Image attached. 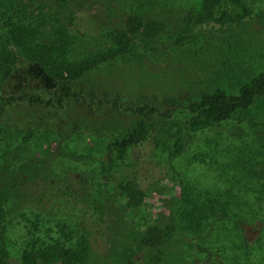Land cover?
<instances>
[{"label": "rangeland", "instance_id": "374dc122", "mask_svg": "<svg viewBox=\"0 0 264 264\" xmlns=\"http://www.w3.org/2000/svg\"><path fill=\"white\" fill-rule=\"evenodd\" d=\"M45 1L52 8L48 20L59 25L54 13L60 0ZM70 1L79 6L61 37L70 38L72 58L108 46L109 31L124 27L131 15L165 27L151 47L137 42L136 56L75 81L74 87L89 91L91 106L80 99L63 109L16 103L0 116V244L14 260L59 241L89 243L92 264H121L126 257L133 264H264V96L237 111L242 118L200 130L189 128L178 109L218 85L234 94L264 70V0L247 1L248 29L238 26V38L222 33L203 48L189 44L168 53L183 33H221L238 23L200 22L202 0ZM219 10L218 17L221 11L240 17L229 3ZM0 35H8L1 19ZM53 38L58 36L50 31L41 37ZM14 48L18 61L0 82L1 93L59 88L39 63ZM102 96L158 107L144 141L124 160L109 156V132L124 131L136 116L99 106ZM178 123L184 149L171 155ZM129 178L145 190L137 209L119 193V183ZM149 224L175 229L162 245L148 247L136 233ZM55 254L47 250L36 262L53 264Z\"/></svg>", "mask_w": 264, "mask_h": 264}, {"label": "trees", "instance_id": "16d2710c", "mask_svg": "<svg viewBox=\"0 0 264 264\" xmlns=\"http://www.w3.org/2000/svg\"><path fill=\"white\" fill-rule=\"evenodd\" d=\"M62 1L59 2L61 10L54 13L61 23L53 25L48 20L52 8L45 0H0V19L8 29L6 38L0 35V82L9 76L18 61V55L14 48L17 46L29 60L39 63L51 78L60 83L59 88L45 91L30 92L22 89L13 94H3L0 91V116L16 103L38 104L44 107L63 109L72 100L80 99L91 106L88 98L89 91L85 93L80 86L74 87L75 81H83L92 72L102 69L103 65L120 64L128 57L136 56L137 42L143 44L144 48L151 47L150 44L156 40L165 27L160 21L145 22L143 17L131 15L124 27L118 26L109 31L110 44L108 46L106 45L85 57L72 58L70 56V38L67 40L61 35L63 33L68 35L66 29L73 20H71V13L79 5L70 0ZM247 1L202 0L203 9L198 14L200 22L232 19L238 24L235 28L229 27L222 30L221 33L215 31L183 33L173 40L167 53L185 45L189 46V44L203 48L205 45L213 44L215 38L222 33H228L232 37L236 35L230 33L239 34L238 38L241 36L240 31L236 29L239 28L238 26L244 28L246 25L248 29L245 18L251 15V8ZM223 3H229L238 10L240 17L232 18L225 11H221L222 16L218 17L217 12L220 11ZM247 29L244 36L248 33ZM46 31H50L52 36L57 35L58 38H53L51 41L42 40L41 37L45 35ZM199 95L197 99L189 101L187 104L178 105L179 111L183 114L184 123L189 128L200 130L228 119L242 118L237 114V111L247 109L258 96H264V70L239 86L238 91L234 94L224 86L218 85ZM97 104L108 106L115 111H130L136 116L124 131L109 132L106 145L109 156L124 160L130 148L140 145L144 141V136L150 128V119L157 112L158 107L152 102H143L137 105L123 104L105 96L100 97ZM165 115L170 116L169 113H165ZM178 126L174 133L171 155H178L184 149L181 123H178ZM31 135H33L32 130L27 138ZM118 189L128 208L137 209L143 204L145 190L137 179L129 178L121 181ZM3 214L2 203L0 204V218ZM174 229L173 225L149 224L143 231L136 233V240L148 247H158L164 243ZM81 245H67L56 241L45 247L24 250L19 258L14 260L4 245L0 244V264H37V259L47 250L56 252L53 264H92L89 243L81 242ZM121 264H133V261L130 257H126L125 262Z\"/></svg>", "mask_w": 264, "mask_h": 264}]
</instances>
